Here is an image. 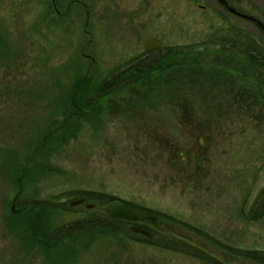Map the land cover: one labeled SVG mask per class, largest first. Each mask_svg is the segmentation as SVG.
Listing matches in <instances>:
<instances>
[{
  "label": "rangeland",
  "instance_id": "374dc122",
  "mask_svg": "<svg viewBox=\"0 0 264 264\" xmlns=\"http://www.w3.org/2000/svg\"><path fill=\"white\" fill-rule=\"evenodd\" d=\"M228 20L216 0H0V264H204L199 250L223 264H250L227 248L264 251V218L247 219L264 188V93L256 101L253 92L264 90V69L241 64L243 77L228 64V55L252 56L260 38H226ZM151 39L163 44L161 63L171 57L165 86L174 63L183 80L195 59L228 85L181 86L175 68L176 90L108 95L94 118L87 100L108 79L135 73ZM228 88L245 96L230 98ZM79 111L89 116L77 119ZM82 191L162 215L152 227L164 241L148 245L124 233L46 235L63 242L37 244L29 217L47 234L105 212L93 200L91 213L69 207ZM32 201L55 211H24L21 203ZM173 236L187 245L165 243Z\"/></svg>",
  "mask_w": 264,
  "mask_h": 264
},
{
  "label": "flooded vegetation",
  "instance_id": "af4514ba",
  "mask_svg": "<svg viewBox=\"0 0 264 264\" xmlns=\"http://www.w3.org/2000/svg\"><path fill=\"white\" fill-rule=\"evenodd\" d=\"M225 1L227 3L225 4V6H222V8L227 16V20L229 19L228 21H232V23H234V24L230 23V25L232 26H228L229 35H227L226 38H260L257 44L260 47L264 48V0H225ZM51 5L53 9L55 8V11L57 12V14H59V8H57V5L54 3V1L51 3ZM49 11L51 12L52 9H49ZM65 15H68V12L66 14L65 13L62 14V16L64 17ZM230 32L233 34H230ZM156 54L160 55L161 52L152 51L150 53H146L144 57L140 58V63L141 65H143L142 68L136 69L135 73L130 72L129 75L126 72H124L123 74H120L119 76H116L113 79L116 80L117 84L123 85L124 86L123 89H126V90L130 88L133 90L136 87L139 88L142 86L145 87L146 89H156V90L164 89L166 85L165 78L167 77V73L164 72V70L167 67L165 65H163L160 68H157L154 66V63H153L154 60L152 59V57ZM228 56L230 57V59L231 58L235 59V60L231 59L230 61H228V64H230L229 70L231 71V73H235L236 70H238V74H241L244 77L245 71L242 70V66H241V64L243 66L245 64L244 57L241 59L240 57L233 55V54L228 55ZM95 61L96 60H94V63H93L94 67L96 66V74L94 76L95 78H97V65ZM155 69H159L162 72L154 73L153 71ZM259 69H261L260 64H259ZM179 75H180L179 81H182L181 74ZM137 77H138V80H141L142 82L140 81L132 82L131 81V80H137ZM176 79L178 80V78H176V75H175L174 80ZM205 79L207 80L206 83L209 82L212 85L217 84L214 81L217 79L213 76V74L206 73ZM86 80H87V77H85V81L78 82L77 89H81L82 86L86 85ZM197 80H198L197 74L194 72V69H193L190 75V81L193 83H196ZM222 80H223L222 85L227 86L228 83L226 84V82H224L225 79L222 78ZM239 83H240V80L238 79L236 82V85ZM231 84L233 85V87H235L233 83ZM237 96H238V99H243V96H245V94L241 95L239 92ZM256 98L257 96L255 93L254 99L256 100ZM120 100L122 101V99ZM107 101H109V99ZM97 102L102 103L103 100H97L96 96L93 99L87 100V104L92 105V107L94 106L96 107L91 112L93 113L94 118L97 117ZM78 107L81 108V106H78ZM75 114H76L75 117H77V119H83L89 116V115L88 116L85 115L86 114L85 112H80V111ZM18 197L19 195H17L12 201V210L14 212H16V209H17ZM82 199H85L84 205H85L86 210L93 211L94 209H89L87 207L89 206L87 199L86 198H82ZM146 225L150 229L149 233L153 235L154 238L148 239L147 237H144L143 239L145 240L147 239L151 242L156 241L158 238L154 234V230L155 228H158V227L154 228L152 227L150 223H146Z\"/></svg>",
  "mask_w": 264,
  "mask_h": 264
},
{
  "label": "trees",
  "instance_id": "16d2710c",
  "mask_svg": "<svg viewBox=\"0 0 264 264\" xmlns=\"http://www.w3.org/2000/svg\"><path fill=\"white\" fill-rule=\"evenodd\" d=\"M255 52H259L257 49L254 48ZM254 53V52H253ZM256 55V54H255ZM247 60L251 61L252 63L254 62V56H250L248 55ZM167 63V62H165ZM115 91V92H119ZM83 194H85L88 198L90 199H97V203L98 204H108L111 201H113V197L111 196H107V195H103V194H94V193H84L81 192ZM47 203L43 202L40 204V206L44 209V211H49V212H53L55 211V209H47L46 208ZM30 212L29 213H33L34 210L33 208H29ZM262 218H264V188L261 190V192L259 193L256 201L254 202L250 212L247 215V219L257 222L260 221ZM34 221V218H30L29 221H27L28 223V227L31 231L32 234H34L35 231V225L32 223ZM120 224H123V222L121 221H117V220H111L109 219L106 215H100L99 217H97V219H90L85 221L84 223H74V224H69V225H64L61 227H55L53 229L54 235L55 236H59V237H67L69 238V240L75 239L76 237L82 236V235H88V234H97V235H118V234H122L123 233V229L120 228ZM31 226L32 230H31ZM57 240L55 243V245H58V243H62L63 239H55ZM54 240V241H55ZM229 254L231 255V257H236L239 261L242 259L247 263L250 264H264V251H257V250H240V249H234V248H227Z\"/></svg>",
  "mask_w": 264,
  "mask_h": 264
},
{
  "label": "water",
  "instance_id": "95a60500",
  "mask_svg": "<svg viewBox=\"0 0 264 264\" xmlns=\"http://www.w3.org/2000/svg\"><path fill=\"white\" fill-rule=\"evenodd\" d=\"M220 1L222 2L223 0ZM160 47H161V43L159 41L151 40L146 44L145 50L150 51V50L160 49ZM80 203H82V201L72 203L71 205L74 206ZM106 212L109 217L114 219H121L128 222H138L143 220V221L152 222L155 225L160 224V219L158 217L146 211L133 208L120 201H115L110 203L106 208ZM130 230L135 233H139L147 236L149 235L146 231H144L139 227L132 226Z\"/></svg>",
  "mask_w": 264,
  "mask_h": 264
}]
</instances>
